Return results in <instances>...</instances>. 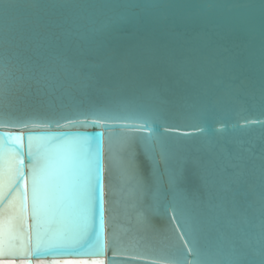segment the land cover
<instances>
[{"label": "water", "instance_id": "obj_1", "mask_svg": "<svg viewBox=\"0 0 264 264\" xmlns=\"http://www.w3.org/2000/svg\"><path fill=\"white\" fill-rule=\"evenodd\" d=\"M19 5L16 16L25 39L19 52L22 56L34 55L40 51L58 56L71 67L76 62L96 65V71L104 70L105 54L111 52L117 62H124L122 81L124 87L114 100L116 114L128 117L119 121L100 119L103 113L80 117L86 127H73L62 122L59 125L31 123H0V134H22L23 156L26 168L29 166L26 137L30 133L41 136L89 137L91 148L97 144L103 165V212H92L90 232L99 233L103 220L104 255L77 256L74 264H92L102 261L109 264L112 253L109 249V149L108 126L113 134L115 126H130L140 123L137 117L154 116L159 122L175 125L172 135L180 149L176 152L170 168L184 169L185 181L180 185L190 199L205 197L200 181L192 174L191 165L185 163L196 157L214 158L224 168L236 163L240 156L251 157L250 171L246 170V184L260 190L261 139L259 133H245L237 122L241 117L258 115L261 90L264 89V0H11ZM88 5L71 8L67 5ZM119 21L120 23H116ZM83 25V26H81ZM91 28H102L105 49L97 51L89 40ZM85 71L88 69L85 68ZM128 80L132 82L129 83ZM168 85L154 94L153 89L161 83ZM18 91L17 95H21ZM45 101L54 97H44ZM67 102V101H66ZM92 104L103 109L102 97L93 96ZM87 111L89 103L80 105ZM51 109L47 103L33 102L20 104L12 110H0V121L43 120ZM99 126H94L96 123ZM195 125H202L201 132ZM223 128V131H219ZM137 135H147V130ZM187 134V135H186ZM64 144V143H62ZM249 149V152H244ZM137 158L141 162V174L150 179L152 163L142 146L135 145ZM123 154L116 153L117 161ZM157 159L159 155L157 154ZM25 168V175L27 171ZM234 169L229 168L221 175L228 176ZM160 179L164 190L168 189V175L160 165ZM234 188L236 186H233ZM126 198L121 202L116 220L118 234L123 246L142 253L135 260L128 255H117L116 261L130 260L131 264H163L154 260L161 247L142 227L141 217L146 216L157 229L175 227L177 233L184 229L181 221L152 212V192L142 193L132 185L126 186ZM171 197L169 196V199ZM139 200V203L132 205ZM127 203V207H125ZM241 211H251L252 197L245 203L241 199ZM247 214V213H246ZM32 220V218H31ZM32 221L30 226L32 229ZM171 233H168L170 235ZM215 238V233L210 239ZM184 240L187 237H183ZM94 243V242H93ZM211 251V250H209ZM69 256V257H70ZM48 261L58 259L43 256ZM41 258H27L32 264ZM67 258V257H66ZM74 258L64 259L66 261ZM52 263H58L52 261ZM65 264V263H64ZM69 264V263H68ZM71 264V263H70ZM87 264V263H86Z\"/></svg>", "mask_w": 264, "mask_h": 264}, {"label": "snow or ice", "instance_id": "obj_2", "mask_svg": "<svg viewBox=\"0 0 264 264\" xmlns=\"http://www.w3.org/2000/svg\"><path fill=\"white\" fill-rule=\"evenodd\" d=\"M18 7L11 0H0V110H12L20 104L38 102L47 103L51 113L47 119L38 121L3 120L0 123L27 126L31 123L59 125L64 122L73 127H86L80 122V117L99 115L101 112L103 114L99 118L105 122L128 119L116 114L113 107L116 96L124 87L122 81L127 79L124 62H117L115 55L107 52L104 70L96 71V65L81 61L69 67L60 57L40 51L22 56L19 48L25 37L15 14ZM66 7L89 6L75 4ZM88 31L93 49L103 51L104 39L98 37H102L105 30L91 28ZM85 68L88 70L85 71ZM167 87L162 82L152 91L158 95L161 89ZM18 91H22V94L17 95ZM93 96L103 98V109H97L92 104ZM44 97H54L55 103L45 101ZM85 102L89 103V108L82 111L80 105ZM259 106L258 115L243 116V122L238 121L236 125L245 133H259V192L254 186L240 191L246 184V170H251V157L245 159L240 156L236 163L224 168L214 158L196 157L185 163L191 165L192 174L200 181L205 197L190 199L180 187L186 179L183 167L179 171L170 168L176 152L180 150L174 143L176 137L171 134L175 125L166 126L154 116H141L137 117L140 120L138 124H117L114 134L112 126H108L109 249L112 253L109 264H131L130 260L116 261L117 255H128L132 260L142 255L123 246L116 225L121 202L126 198L127 185H132L141 193L150 189L153 201L150 210L165 216L169 212L175 213L170 219L181 221L180 227L184 229L182 233H177L175 227L160 230L146 216L141 217L144 231L151 234L153 239H158L161 245L157 255L152 257L154 260L163 264H264V89L261 90ZM94 126H99V123ZM195 127L204 131L202 125ZM144 130H147V135L135 134ZM219 131L222 132L223 128ZM65 136L53 139L63 140ZM22 139L19 135L0 134V264H13L16 259L25 260L31 256L41 258L58 253L95 255L90 251L92 246L102 254L103 220L98 234L89 232L86 222L88 210H99L101 215L103 212V165L99 146H96L95 155L92 156L90 142L86 138L76 137L75 143L65 145L53 154L49 144L41 143L46 137L29 135L30 170L26 176L22 148L9 143ZM137 143L152 163L148 180L141 174V162L135 150ZM86 148L88 151H85ZM9 150L15 153L14 158L9 156ZM117 152L123 154L119 161ZM244 152H249V149H244ZM161 163L168 175L167 190H164L160 179ZM229 168L235 171L228 176L221 175ZM29 196L34 221L31 236L27 224ZM249 197H252L251 211L245 209L242 212L241 199L246 203ZM138 203L139 200L132 206ZM66 204L79 212L81 223L78 235H46L42 226L44 217ZM124 206L127 207V203ZM213 233L215 238L210 239ZM185 236L186 240L183 239ZM92 264L103 262L93 261Z\"/></svg>", "mask_w": 264, "mask_h": 264}, {"label": "bare ground", "instance_id": "obj_3", "mask_svg": "<svg viewBox=\"0 0 264 264\" xmlns=\"http://www.w3.org/2000/svg\"><path fill=\"white\" fill-rule=\"evenodd\" d=\"M16 135H19L23 138V135L21 133L20 134H13L12 136L15 137ZM29 135H38V134L30 133ZM27 137H26V144H27V150L29 152ZM44 137H46V140L42 141L41 143L49 144L50 145V151L53 154H56L63 146L71 145V144L75 143L74 138H76V137H68L66 140L60 142V140L53 139L56 136H49L48 135V136H44ZM80 138H86L88 142H90V140H91L87 136L80 137ZM9 143L16 144V145L20 146L22 148V150L24 148L23 139L21 141L13 140ZM62 143H64V144H62ZM90 144H91V142H90ZM96 146H97V144L95 145V147L93 149L91 148V155L92 156L95 155ZM85 151H88V149L86 148ZM9 156L14 158L15 153L12 152L11 150H9ZM24 159H25V157L23 156V161H24ZM26 167H27L26 163H24V172H25ZM29 170H30V168L28 166V168H26L27 174L29 173ZM92 212H93V210H88V212L86 214V222L88 225L89 232H90L91 226H92V219H93ZM108 213H109V211H108ZM31 218H32L31 202H30V196H29L28 215H27V224L29 226L28 227L29 236L32 235V229H30L31 228L30 222L32 221V223H31L32 225L34 223L33 219L31 220ZM80 223H81V219H80L79 212L75 208L66 204L63 208L58 207V208L54 209L53 211H51L49 214H47L42 221V226H43L44 233L50 237L62 236L65 234L72 236V237H75L78 235V229H79ZM104 235L105 234H103V236ZM29 243H33V241H29ZM90 251L95 252L96 256H103L104 255V252H102V254H101L99 249L95 248L94 246H92L90 248ZM103 251H104V248H103ZM71 254H72V252L48 254V256L52 255L54 258H58V259H52L51 261H48L47 258H41L40 260H38L36 262V264H64L65 262H68L69 264L70 263L74 264L75 261L78 263L79 262V261H77L78 257L74 256V255L70 256ZM81 255L88 256L91 254H81ZM70 258H74V259L70 260V261L64 260V259H70ZM29 259L30 260L33 259V256L29 257L28 260ZM52 261H55L58 263H52ZM27 262H28L27 259H25V260L16 259L13 262V264H27ZM88 262H89V260L86 261L87 264H88ZM82 263H85V262L82 261ZM32 264H35L34 260L32 261Z\"/></svg>", "mask_w": 264, "mask_h": 264}]
</instances>
